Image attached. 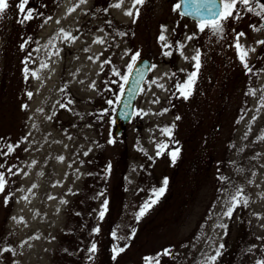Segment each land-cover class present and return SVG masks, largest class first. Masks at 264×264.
Listing matches in <instances>:
<instances>
[{
  "label": "rangeland",
  "instance_id": "1",
  "mask_svg": "<svg viewBox=\"0 0 264 264\" xmlns=\"http://www.w3.org/2000/svg\"><path fill=\"white\" fill-rule=\"evenodd\" d=\"M18 2L9 0V8L0 14V148L20 146L0 157V163L24 171L6 176L7 187L0 194V248L13 249L0 252V264H146L145 257L165 248L172 254L161 256L160 264H201L205 253L215 254L209 238L216 247L224 245L215 264L264 259V239H257L264 238V45L257 43L264 40V28L249 27H260V17L242 11V19L229 18L221 39L208 29L199 31L198 21L174 10L180 0H145L136 5L138 17L133 0H124L121 8L110 6L118 0H87L71 14L67 9L78 0H30L26 10L43 15L23 23ZM129 9L133 17L125 14ZM49 16L53 19L45 23ZM161 25L167 29L165 41L159 40ZM60 28L79 39L57 38ZM238 32L246 34L240 43L255 49L247 56L250 73L233 46ZM97 37L106 43H93ZM165 43L170 47H163ZM197 49L201 68L185 99L176 85L194 70L191 58ZM128 50L139 51L155 67L139 91L133 118L117 135L120 86L113 81L120 77L111 67L126 74L129 57L123 54ZM106 58L112 65L101 71ZM93 81L95 89L90 87ZM69 99L74 101L70 111L57 104ZM154 99L159 103H152ZM140 109L147 114L137 115ZM158 144L168 145L160 156ZM176 149L173 162L170 152ZM165 178L163 195L137 219ZM238 186L248 206L225 217V200ZM101 191L104 195L98 196ZM105 199L107 211L100 219ZM96 227L98 233L92 231ZM93 242L97 250L89 253ZM252 245L257 247L249 253ZM114 246L125 249L115 259Z\"/></svg>",
  "mask_w": 264,
  "mask_h": 264
},
{
  "label": "snow or ice",
  "instance_id": "2",
  "mask_svg": "<svg viewBox=\"0 0 264 264\" xmlns=\"http://www.w3.org/2000/svg\"><path fill=\"white\" fill-rule=\"evenodd\" d=\"M30 3V0H19L17 4V9L19 14L23 17V19L20 21L23 23L26 20H32L35 18V15H40L42 16L43 13H36L34 15V9L32 8H27L26 6ZM87 0H78V3L74 4L72 7H69L67 9V13L71 14L72 12H75L77 8H79L81 5L86 4ZM145 3V0H133L132 7L135 8V16L138 17L140 12L139 8H136V5H143ZM124 4V0H118L117 3L111 4V7L114 8H121ZM188 4L191 7V10L188 8L184 9V12L181 13L183 15H193L199 18V23H198V28L199 31L204 32L205 29H208L211 31L212 35L217 36L218 38H223V33H224V22H226L229 18H232L233 20H240L243 18L242 16V11L243 13H253L254 15L260 17L262 23L260 27H257L255 24L249 25L253 30L255 31H260L261 28H264V0H180L179 3H176L174 5V10L177 12H180L182 5ZM9 8V0H0V14H4L6 10ZM259 9V11H257ZM107 11V9H105ZM86 14V13H85ZM125 14L129 17H133L134 13L131 9L127 10ZM53 17L49 16L45 19V23H47L49 20H52ZM135 22V20H133ZM56 23L59 24L60 21L56 20ZM107 23L111 24V21H108ZM43 27V25H41ZM102 30V29H101ZM166 26L161 25V35L159 36L160 41H165L166 37L163 34L166 31ZM79 31V29L77 30ZM233 31H235L233 29ZM120 35H126L125 33H119ZM246 34L243 32H238L235 34L234 40V47L237 49L238 52V58L239 60L243 63L245 69L250 73L252 72V68L249 67L248 62H247V56L249 54V51H255L254 48L248 49L244 45L240 43V38L245 36ZM57 38H62L65 41H71L74 42L75 40L79 39L78 36L73 35L72 32L66 31L64 28L59 29V33L57 34ZM193 36H188L186 37L187 40L193 39ZM93 43H99V44H105L106 41L103 37H97ZM258 44L264 45V40H259L257 41ZM21 47H24L22 45ZM163 47L168 48L170 47L169 44L165 43ZM177 47L178 49L183 48V44L177 42ZM84 51H89L88 48H85ZM165 56H170L172 55L171 52H164L163 53ZM181 51V55H182ZM56 55H59V50H57ZM101 56L103 53L100 54ZM124 56L129 57V62L126 64V74H121V71L117 69L114 65H112L111 58H106L101 62V71L104 70V65H112L111 71L113 75L120 77L119 81H113V83H118L120 86V91H119V97H123L125 95V86L129 83L130 78L134 75V70L137 68L138 63L141 62V54L139 51L131 52V50H128L124 52ZM123 58V57H122ZM185 59H188V57H184ZM89 60H92L93 57L89 56ZM96 60L100 59V56H97L95 58ZM192 61L194 62V70L188 74L186 80L182 83H179L176 85L177 90L179 91L180 95L183 96L185 99L191 96L192 90L195 85V81L198 78V73L199 69L201 68V53L200 50L197 49L196 55H194L192 58ZM42 67H48L47 64L42 65ZM152 68L155 67V65L151 66ZM27 72V70H26ZM135 75L142 80L143 79V73L142 72H135ZM122 81V83H121ZM156 81L153 80L151 83H155ZM83 83V81H81ZM93 89L96 87L95 81H93L90 85ZM159 87L163 88V85H159ZM138 91H144V89H138ZM253 94H255L253 92ZM28 97L31 98L33 93L29 92L27 93ZM74 103L73 100L69 99L68 102L61 103L60 101H57V104L61 108H64L66 110H71L68 108V105ZM107 104L112 105L115 103L113 100H107ZM152 103H159L158 99H154ZM264 106V105H262ZM23 107H27V105H23ZM168 109H164V111H167ZM38 111H43V109H38ZM108 112L107 109L102 110V115L106 114ZM143 113L146 115L147 113H144L142 109L137 111V115H140ZM127 115V114H125ZM180 117H177L179 119ZM49 120L52 119L51 116L48 117ZM255 119V117L253 118ZM33 127H36V125H33ZM88 127H91V125H88ZM164 133L167 135L172 134L171 128H164L162 130ZM31 136V133L29 132L26 136L23 137L24 141L28 140V137ZM72 137L69 136V139ZM264 138V137H261ZM109 143H114V139H109ZM19 142L15 145L12 144H7L4 146V148H0V157H7L10 155L15 148H18ZM67 147V146H65ZM6 148V150H5ZM157 152L156 155L160 156L164 150L168 148V145L166 144H158L157 145ZM25 151H28V148L24 149ZM91 151V149H89ZM89 151H85L83 154L87 156L89 154ZM179 155V149H176L174 151L170 152V158L173 162L176 161ZM58 160L63 161L65 158L63 156L57 157ZM35 163V161H33ZM13 169H16L13 171ZM111 170V164H108L105 173L107 174ZM24 170L19 168L17 165H7L6 161L5 163H0V194H3L5 192V189L8 184V180L6 179L7 177L19 175L22 173ZM27 175V173H24ZM255 175V173H253ZM221 179H225L224 177H221ZM253 181H249V183H252ZM168 180L167 178L164 179L162 186L159 189H153V197L150 199V201L145 202L139 212L137 213V219L145 215V213L158 201L159 197L163 195L164 191L166 190ZM33 188L36 187V185L32 186ZM71 191V190H69ZM104 192L101 191L98 193V196H103ZM264 196V194H262ZM11 199V194H8L5 196L4 202L7 204L9 200ZM24 199H27V197H24ZM49 199H52V197H49ZM66 202V201H62ZM249 203L248 198L244 195L243 188L242 187H236L234 191L229 195L228 199L225 200V205H226V211L223 212V216L231 218L233 215V212L241 205L247 207ZM107 205L108 201L107 199L102 201L101 209L99 210L98 216L100 219H103L106 211H107ZM259 215V214H256ZM13 219H16L13 217ZM217 227L227 229L226 224H218ZM261 227H264V225H261ZM99 227L94 228L92 231L98 233L99 232ZM132 234H135V230L133 229ZM227 233L225 232V235ZM112 236L115 237L116 233L113 232ZM38 239V237H35ZM29 239H33V237H29ZM257 239H264L261 237H257ZM209 240L212 241L211 247H214L215 249V254H204V259L201 262V264H215L216 260L218 257L221 255V250L224 248V245L221 243L219 244L218 247L215 246V241L212 240V238H209ZM3 241H0V244H2ZM23 243H27V241H24ZM257 246L252 245L250 248L247 249V251L250 253L255 249ZM97 250V245L93 242L91 243L90 247L87 249L89 253H95ZM125 249L122 247H116L114 246L112 248L113 252V259L116 258V256L123 252ZM13 249L10 247H2L0 248V252H12ZM171 249L165 248L161 252L157 253L155 256H147L145 257L146 264H152L153 261H155V264H160V258L161 256H170ZM92 257L89 255L88 259L90 260ZM256 264H264V259H260L256 261Z\"/></svg>",
  "mask_w": 264,
  "mask_h": 264
},
{
  "label": "water",
  "instance_id": "3",
  "mask_svg": "<svg viewBox=\"0 0 264 264\" xmlns=\"http://www.w3.org/2000/svg\"><path fill=\"white\" fill-rule=\"evenodd\" d=\"M185 8L191 10L190 5L184 4L182 5L180 13H183ZM184 16L199 21V18L196 16ZM151 65L152 61L150 58L141 56V62L138 63L137 68L134 70V75L130 78L129 83L125 86V95L120 97L115 113V133L117 135H121L123 133L126 124L133 118L135 101L139 93L138 89L142 87L143 82L150 71ZM135 72H142L143 79L140 80L135 75Z\"/></svg>",
  "mask_w": 264,
  "mask_h": 264
},
{
  "label": "trees",
  "instance_id": "4",
  "mask_svg": "<svg viewBox=\"0 0 264 264\" xmlns=\"http://www.w3.org/2000/svg\"><path fill=\"white\" fill-rule=\"evenodd\" d=\"M168 264V263H167ZM170 264V263H169ZM191 264H194V263H191Z\"/></svg>",
  "mask_w": 264,
  "mask_h": 264
}]
</instances>
